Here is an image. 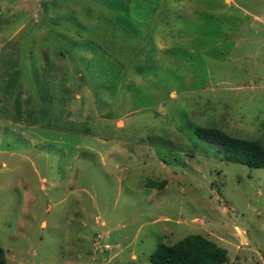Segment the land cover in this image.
Listing matches in <instances>:
<instances>
[{
    "label": "rangeland",
    "instance_id": "rangeland-1",
    "mask_svg": "<svg viewBox=\"0 0 264 264\" xmlns=\"http://www.w3.org/2000/svg\"><path fill=\"white\" fill-rule=\"evenodd\" d=\"M197 128L264 141V0H0L4 264H264V168Z\"/></svg>",
    "mask_w": 264,
    "mask_h": 264
},
{
    "label": "trees",
    "instance_id": "trees-1",
    "mask_svg": "<svg viewBox=\"0 0 264 264\" xmlns=\"http://www.w3.org/2000/svg\"><path fill=\"white\" fill-rule=\"evenodd\" d=\"M45 110L48 109L44 108L37 114L40 120L34 119L37 115L29 114L25 121L31 124L43 122L46 120L43 118ZM16 119L21 120L19 116H16ZM194 133L199 139L225 152L226 160L250 169L264 168V141L262 139H240L216 128H197ZM149 186L154 187L156 184L149 183ZM162 186L161 183L157 184L159 189H162ZM227 261L225 249L200 235L186 236L170 246L160 244L149 257L150 264H224ZM0 264H4L2 249H0Z\"/></svg>",
    "mask_w": 264,
    "mask_h": 264
},
{
    "label": "built area",
    "instance_id": "built-area-1",
    "mask_svg": "<svg viewBox=\"0 0 264 264\" xmlns=\"http://www.w3.org/2000/svg\"><path fill=\"white\" fill-rule=\"evenodd\" d=\"M105 248H106V247H105ZM106 249H108V247H107Z\"/></svg>",
    "mask_w": 264,
    "mask_h": 264
}]
</instances>
